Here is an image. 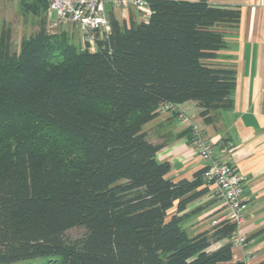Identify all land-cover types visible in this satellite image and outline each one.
<instances>
[{
    "label": "trees",
    "instance_id": "obj_1",
    "mask_svg": "<svg viewBox=\"0 0 264 264\" xmlns=\"http://www.w3.org/2000/svg\"><path fill=\"white\" fill-rule=\"evenodd\" d=\"M18 4L40 26L17 52L0 34V264H245L236 224L187 234L177 213L207 191L203 170L171 181L142 132L164 105L193 101L208 122L233 107L235 70L211 61L239 9L148 0V18L127 24L107 7L111 31L90 51L46 31L47 0Z\"/></svg>",
    "mask_w": 264,
    "mask_h": 264
},
{
    "label": "crops",
    "instance_id": "obj_2",
    "mask_svg": "<svg viewBox=\"0 0 264 264\" xmlns=\"http://www.w3.org/2000/svg\"><path fill=\"white\" fill-rule=\"evenodd\" d=\"M207 1L238 8L240 12L237 24L224 27L226 47L218 50L217 57L211 61L235 70L233 107L211 111L208 122L199 115L193 101L164 105L153 119L143 124L142 132L150 142L160 144L155 157L170 164L167 177L173 182L192 181L207 165L190 144L194 131L213 143L216 159L231 164L239 172L247 209L234 233L247 237L252 254L245 258L241 248L233 247V259L258 264L264 260V234L259 233L264 230V0ZM107 7L118 21L116 11L124 13L122 21L127 24L142 20L133 7ZM134 9L135 15L131 14ZM201 180L196 190L206 187L207 191L177 213L189 236L210 231L213 220L225 213L222 200L212 194L202 177ZM174 212L173 207L170 213ZM224 242L214 243L212 247Z\"/></svg>",
    "mask_w": 264,
    "mask_h": 264
},
{
    "label": "built area",
    "instance_id": "obj_3",
    "mask_svg": "<svg viewBox=\"0 0 264 264\" xmlns=\"http://www.w3.org/2000/svg\"><path fill=\"white\" fill-rule=\"evenodd\" d=\"M47 3L48 19L51 12L56 15L55 20H49V27H59L64 23L79 26L82 41L90 51L96 49L97 40H104L111 31L107 6L133 7L139 11L142 20H146L151 12L148 0H47ZM190 144L198 156L207 162L202 174L205 185L222 200L225 207L223 216L213 220L212 224L228 220L238 225L244 220L247 209L242 176L231 164L216 159L213 143L197 131L193 132ZM230 240L232 247L242 249L245 258L251 257L252 248L247 237L234 233Z\"/></svg>",
    "mask_w": 264,
    "mask_h": 264
},
{
    "label": "rangeland",
    "instance_id": "obj_4",
    "mask_svg": "<svg viewBox=\"0 0 264 264\" xmlns=\"http://www.w3.org/2000/svg\"><path fill=\"white\" fill-rule=\"evenodd\" d=\"M116 11V15L119 21L122 23V12ZM137 11L131 10V14ZM56 15L51 12L50 19H48V13L46 16L45 29L48 33H60L65 32L70 38L71 42L76 46L87 48L86 44L83 43L80 34L79 26L73 23H64L59 27H49V20H55ZM40 26V19L33 15H24L19 9L18 0H0V34L4 29H9L11 32V50L17 52L22 37L29 36L38 30ZM85 232L84 227L78 226L73 227L66 232L68 238L74 239L81 237ZM51 259H58V257H36L28 260H21L11 264H57V262H49Z\"/></svg>",
    "mask_w": 264,
    "mask_h": 264
}]
</instances>
